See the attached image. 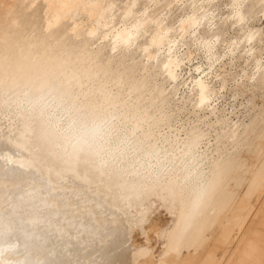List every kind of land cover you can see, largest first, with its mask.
Instances as JSON below:
<instances>
[{
    "label": "bare ground",
    "instance_id": "bare-ground-1",
    "mask_svg": "<svg viewBox=\"0 0 264 264\" xmlns=\"http://www.w3.org/2000/svg\"><path fill=\"white\" fill-rule=\"evenodd\" d=\"M231 2L215 0L210 7ZM132 3L135 12L149 7L150 20L159 19L172 5L166 27H174L182 13L191 11L190 0H0V94H8L0 95V261L264 264V104L255 106L254 93L241 90L244 111L237 120L226 114L210 118L201 115L207 105L196 107L198 93L186 87L181 99L187 101L174 104L182 81L172 87L163 73L164 56L159 65L149 64L141 51L157 25L144 27L136 47L118 45L115 53L109 40L90 35L111 32L128 11L124 6ZM110 4L116 5L117 18L98 29L96 21ZM227 15L229 11L219 12L214 33L205 22L200 35L219 36L216 55L222 56L231 39L243 38L248 29L259 33L251 45L254 55H246L249 45H241L212 77L242 62L233 77L235 88L241 89L245 82L253 83L256 62L264 59V0H245L244 26L220 19ZM185 39L189 47L183 59L206 64L203 51L194 53L191 39ZM163 43L166 47L167 40ZM155 52L153 46L148 55ZM187 69L188 64H182L180 72ZM212 79L210 90L219 98ZM256 79L264 88V72ZM227 80L223 77L222 88ZM42 96L46 100H40ZM49 100L53 103L46 115L57 104L72 107L73 116L88 114L89 127L99 126L95 143L102 153L126 148L120 166L124 171L117 174L111 163H81L74 172L64 170L62 161L49 155L27 127L31 121L25 101ZM64 128L61 124L59 130ZM156 152L167 157L165 163L174 166V174L189 164L210 186L179 242L175 233L184 212L179 195L156 188L125 199L142 179L134 174L139 167L135 162Z\"/></svg>",
    "mask_w": 264,
    "mask_h": 264
},
{
    "label": "snow or ice",
    "instance_id": "snow-or-ice-1",
    "mask_svg": "<svg viewBox=\"0 0 264 264\" xmlns=\"http://www.w3.org/2000/svg\"><path fill=\"white\" fill-rule=\"evenodd\" d=\"M190 2L191 11L182 13L174 27H166L172 5H168L159 19L150 20L151 9L149 7L146 6L142 11L135 12L137 6L132 3L130 7L124 6L128 7V11L123 15L119 25L111 32L94 31L90 35L94 38L102 36L104 40H109L112 44V52L115 53L118 45L128 48L136 47V40L144 27L149 23L157 25L158 31L152 36L150 43L141 47V51L145 53V61L149 64L156 61L159 65L160 57L164 56L163 73L168 80L173 81L172 87H176L175 82L181 80V86L188 88L191 92L198 93L197 108H204L207 105L211 109L218 101L209 85L214 73L218 71L217 66L229 56H235L243 44L249 45L245 54L249 57L254 55L251 45L259 33L248 29L243 38H233L226 44L224 55H216L221 38L217 35H213L211 38L201 36L200 29L207 22L208 28L214 33L219 12L225 10L229 11L230 15L222 16L220 19L238 22L240 26L246 25L248 18L244 15L245 0H232L231 4L219 8L210 7L215 3V0H200V3L190 0ZM205 5H209V7H205ZM86 6L93 7L95 5ZM159 6L157 5V7ZM186 6L181 5L182 8ZM115 9L116 5L110 4L102 10L100 18L96 21L98 29L106 27L109 22L116 20L118 14ZM106 14L107 19H105ZM133 16H137L139 19L134 22L130 21ZM77 18L79 17L77 16ZM234 27L235 25H233ZM173 32L177 34L176 38L168 39ZM125 33H127V38H125ZM186 36L191 39L194 53L197 50L203 51L206 64L199 60L189 63L188 60L183 59L186 55L184 49L189 47L188 41L185 39ZM165 40H167L166 47L163 43ZM102 43L103 41H101ZM153 46L156 48L155 55H148ZM182 64H188V69L183 73L180 72ZM262 72H264V59L256 62L253 82H255L256 76ZM194 74L195 78L192 79ZM185 81L187 83H184ZM218 91L222 93L224 89L219 88ZM0 95L8 96L7 93ZM179 98L177 97V99ZM9 100H11L10 96L4 103H8ZM40 100H46V97L42 96ZM25 103L28 105L27 111L30 114L31 122L27 125L29 131L41 142L49 155L58 157L62 161L66 166L64 170L74 172L75 166L81 163H94L100 167H106L111 163L117 174L124 171L120 166L124 163L126 148L117 149L116 152L102 153L95 143L99 126L93 124L91 128L89 127L88 114L78 113L73 116L72 107L63 108L61 104H57L55 111L46 115L49 108L52 107V101L49 100L43 104L32 101H25ZM61 124H65L63 131L59 130ZM166 159L167 157H162L159 152L150 153L148 156L138 159L135 164L139 167L136 168L134 174L141 176L142 179L132 185V195L126 196L125 199L131 200L133 196L139 197L156 188L170 193L173 197L179 195L181 203L184 205V212L181 216L182 227L175 233V239L179 242L209 194L210 186L200 181L197 169L190 167L189 164H185L181 168V174H174V166L171 163H165ZM57 175H60V172H57ZM120 186L124 187L125 185ZM0 264H4V262L0 261Z\"/></svg>",
    "mask_w": 264,
    "mask_h": 264
},
{
    "label": "rangeland",
    "instance_id": "rangeland-1",
    "mask_svg": "<svg viewBox=\"0 0 264 264\" xmlns=\"http://www.w3.org/2000/svg\"><path fill=\"white\" fill-rule=\"evenodd\" d=\"M36 8V6H35ZM259 20V17L257 18ZM262 26V32L264 34V19L261 21ZM242 69V62H236L233 67H226L224 72L221 73V77L212 79V86H215L217 89L222 88V81L223 77H226L228 80L224 84L223 89L224 91L220 92V97L218 98V101L215 105V107L209 109L208 106H206L202 111L201 115L210 116V118L226 114L232 117V119L237 120L238 116H241V114L244 111V105L241 104L244 100V95L241 90H244L247 92V94L254 93L255 96V106L260 107L264 104V88L263 85L258 81V79L255 80L252 84H249L245 82L241 89H237L234 86L233 77L234 75H237ZM220 73V72H219ZM233 74V75H232ZM238 91V95L235 98L234 93ZM184 87L180 88L178 91V94L174 96L173 103L178 104L179 106H182L186 100V98L181 99L184 94ZM177 97H180L177 99ZM210 111L214 112L213 115H210ZM184 117V115L182 116ZM180 119V117L178 118ZM249 117L245 118V121H248ZM213 149V147H209L208 152L210 153V150Z\"/></svg>",
    "mask_w": 264,
    "mask_h": 264
}]
</instances>
